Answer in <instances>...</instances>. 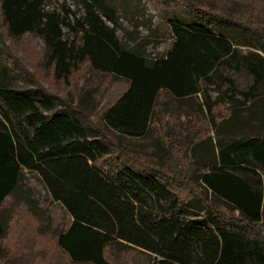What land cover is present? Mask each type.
Listing matches in <instances>:
<instances>
[{
    "label": "trees",
    "instance_id": "trees-1",
    "mask_svg": "<svg viewBox=\"0 0 264 264\" xmlns=\"http://www.w3.org/2000/svg\"><path fill=\"white\" fill-rule=\"evenodd\" d=\"M146 1L157 8L154 22L141 0H71L77 15L65 0L52 9L47 0H0L6 33L39 37L44 63L56 79H67L87 62L93 73L126 84L102 110L105 130L98 129L87 116L95 106L87 108L80 99L60 107L1 45L0 30V249L10 226L4 203L14 197L30 217L48 223L40 228L38 222L40 232L51 225L42 202L57 204L63 217L52 227L55 245L74 264H112L129 253L145 257L146 264H264V240L251 234L264 206V135L253 131L225 144L218 141L217 160L198 175L211 197L208 209L177 190L181 170L175 153L182 149L186 158L193 138L155 132L153 126L161 120L159 111L177 109L163 107L162 98L181 102L196 95L201 79L212 83L216 77L217 90L227 99L237 93L247 100L264 91V57L250 50L240 54L228 36L230 30L243 32L264 49V24L247 26L227 10L226 0ZM123 20L144 24L153 34L167 30L169 47L149 57ZM2 58L14 61L30 88L12 86L10 77L18 74ZM203 98L210 125L217 127L216 102L205 93ZM106 132L115 140L156 134V142L168 146L159 158L134 154ZM29 175L43 188L44 199L28 185ZM191 208L205 212L190 218L185 214ZM222 209L237 212V218L225 220Z\"/></svg>",
    "mask_w": 264,
    "mask_h": 264
},
{
    "label": "rangeland",
    "instance_id": "rangeland-1",
    "mask_svg": "<svg viewBox=\"0 0 264 264\" xmlns=\"http://www.w3.org/2000/svg\"><path fill=\"white\" fill-rule=\"evenodd\" d=\"M62 0H47L46 7L49 9L59 8ZM234 2V3H233ZM65 3L79 13L78 7L71 2L65 0ZM145 5L146 14L152 16V22L158 16L157 8L151 2L141 0ZM228 3V4H227ZM227 10L232 9L237 18H241L249 27H256V22L264 24V0H226ZM71 22L74 17H69ZM148 22L147 19H143ZM123 26L131 31V35L136 39V43L145 50L149 57L157 56L164 52L170 45L171 37L167 30L162 32H154V34L144 26V24L130 25L126 21H122ZM0 30L3 33L5 47L17 57L22 67L31 73L40 83L54 95L55 103L63 107V103L68 102L72 105L78 104L82 99L83 106H95L94 109L87 113L88 119L98 129H104L100 122L102 110L113 102L116 97L126 88V84L122 79L114 78L107 73H93L88 67V63L80 64L77 69H74L67 79H56L52 74V67H47L44 63L45 46L42 40L33 35L25 34L21 37L11 38L5 31V24L0 19ZM63 31L69 37H72V31H68L63 27ZM121 34L120 31H118ZM230 40L236 42L235 46L240 54L247 51L260 53L264 57V49L260 48L258 42L252 39L249 35L240 34L238 31L230 30L228 32ZM0 45V46H1ZM1 48V47H0ZM5 53V52H4ZM5 56V54H3ZM2 56V57H3ZM10 70H14L16 77H10V82L13 87L30 88L31 83L22 78L23 72L15 68L12 59L2 58ZM20 69V68H19ZM10 72L13 74V72ZM8 73V76H11ZM1 75V69H0ZM20 75V76H19ZM1 77V76H0ZM241 85H244L243 79H238ZM218 79L213 78L212 83L199 81L201 91L196 95L187 97L181 102H175L169 98H162L163 107L177 106V109L171 111L167 108L165 111H159V122H154L155 132L163 130L178 134H189L193 138L187 157H183V150H177L175 153V161L178 162L177 168L181 170V174L177 177L176 182L180 184L178 192L182 198L194 197L198 203L203 204L206 208L211 209L209 193L200 186L198 175L204 173L210 167V163L217 160L218 141L222 144L228 143L231 139L245 137L253 131L264 135V91L262 88L255 97L245 99L237 93L231 95L227 99L217 90ZM204 93L210 99L216 102L212 109L213 118L218 122L217 127L210 125L211 115L206 112L204 105ZM86 95V96H85ZM165 104V105H164ZM231 114L229 119L224 120ZM224 121L223 124H221ZM221 122V123H220ZM232 122L235 124L232 125ZM105 130V129H104ZM110 135L112 142H118L121 145L129 148L134 154L154 155L159 158L163 153V149L167 148L168 144L159 145L156 142V134L146 133L140 137H129L119 135L115 140L113 135ZM165 151V150H164ZM163 155V154H162ZM261 173V172H260ZM263 176V175H262ZM30 185L39 198L44 199L45 192L39 182L30 175L27 179ZM42 208L49 218L50 226L46 232H40L38 222L33 217H30L26 212L24 204L17 202L14 197H8L4 203V216L10 218V226L8 234L1 242L0 249V264H74L71 263L65 255H63L55 245V236L52 227L57 222L62 221V213L57 204L42 202ZM261 218L255 223L251 234H257L259 238L264 240V206ZM191 208L190 213H186L187 217H199L203 212H195ZM214 208H212V211ZM225 220L229 221L232 218H237V212L221 210ZM215 212V211H213ZM216 214V213H215ZM221 214V213H219ZM234 221V220H233ZM46 222V221H45ZM44 221H40V228L46 227ZM232 222V221H230ZM129 264H146L145 257L139 256L136 253H129L127 256ZM126 257L123 255L117 256L112 261V264H126ZM127 261V262H128ZM131 261V262H130ZM82 264V263H79Z\"/></svg>",
    "mask_w": 264,
    "mask_h": 264
}]
</instances>
